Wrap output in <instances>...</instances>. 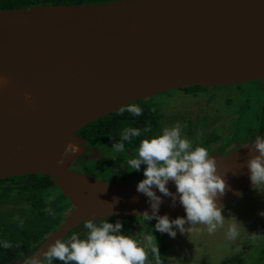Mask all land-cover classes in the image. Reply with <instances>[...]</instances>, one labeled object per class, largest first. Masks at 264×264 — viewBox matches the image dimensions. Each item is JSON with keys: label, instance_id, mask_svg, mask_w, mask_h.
Returning a JSON list of instances; mask_svg holds the SVG:
<instances>
[{"label": "water", "instance_id": "1", "mask_svg": "<svg viewBox=\"0 0 264 264\" xmlns=\"http://www.w3.org/2000/svg\"><path fill=\"white\" fill-rule=\"evenodd\" d=\"M0 77L7 81L0 88V179L49 175L72 203L31 258L91 218L151 215L137 184L72 169L80 157L90 160L96 152L77 130L161 92L264 79V0H115L0 9ZM249 144L210 153L226 180L223 206L254 186ZM73 145L79 150L71 151ZM168 187L176 192L174 182ZM164 214L186 215L171 197L163 198L159 215Z\"/></svg>", "mask_w": 264, "mask_h": 264}, {"label": "clouds", "instance_id": "2", "mask_svg": "<svg viewBox=\"0 0 264 264\" xmlns=\"http://www.w3.org/2000/svg\"><path fill=\"white\" fill-rule=\"evenodd\" d=\"M6 84V79L0 77V88ZM25 99L30 101L31 96L26 95ZM126 111L134 116L143 113L142 108L135 103H129ZM148 131L147 128L143 129V133ZM141 135L139 128H125L120 141L113 147L123 152L125 142H131ZM249 146L247 168L250 180L254 186L262 185L264 136L257 135ZM78 150V145L71 148L73 152ZM142 165L144 178L138 182L137 192L148 198L152 212L151 215L147 212L144 214L157 221L155 231L175 238L177 231L185 234L186 225H206L209 233L223 226L224 207L220 198L226 193V180L219 171L216 158L209 154L208 149L194 146L192 141L182 135L181 124L165 127L161 133L140 141L137 154L128 160V167L132 171H140ZM170 181L176 186L175 193L168 187ZM157 190L162 195H157ZM164 197H171L173 206L178 200L186 215L175 219H171L168 214L159 215ZM115 199L118 202V198ZM46 211L54 214L51 209ZM260 215L264 216V211ZM20 226H23V221ZM84 228L86 233H73L67 239H57L49 244L43 255L26 259L24 264H54L55 261L61 264H161L159 247L154 245L152 236L147 235L140 241L126 235L119 220L115 223L107 220L96 223L95 218H91L84 222ZM237 235L238 225L233 222L228 228V236L234 239ZM2 246L9 248L12 245L4 241Z\"/></svg>", "mask_w": 264, "mask_h": 264}, {"label": "rangeland", "instance_id": "3", "mask_svg": "<svg viewBox=\"0 0 264 264\" xmlns=\"http://www.w3.org/2000/svg\"><path fill=\"white\" fill-rule=\"evenodd\" d=\"M216 87L208 89V92L205 93L206 97L199 95L192 96V98L188 96L185 99L184 92L177 89L152 96L150 100L153 106H161L163 113L157 119L159 133L165 127L179 123L182 126V135L192 141L194 146L206 147L209 154L212 149L222 143L225 144L221 148L228 143L238 145L239 142L244 143L256 134L258 135L264 129V79L259 82L242 83L239 86L240 89ZM227 97L231 98V102L226 101ZM223 109H225V113L221 117L219 110L223 112ZM233 111L235 112L233 113ZM202 120H204V125ZM195 122H197L196 126ZM215 130L216 132L211 138L210 135ZM197 131L203 137H200ZM108 150L110 149L108 148ZM110 151L117 162H124L125 160L128 167L127 157L118 158L119 154L116 153L117 150L114 147ZM87 166H92L94 174L86 170ZM96 168L100 170V175L96 174ZM99 168V164L86 163L83 160L75 162L72 166L75 171L97 178H106L108 170ZM128 170L132 172L129 167ZM140 171L143 173V169ZM143 178L136 176L132 178L131 182L138 183ZM50 196L52 195L50 194ZM223 207L224 224L222 227L218 226L214 233H209L207 226L203 224L186 225L185 234L177 231L175 238H171L167 233H162L167 245L164 256L165 264H223L224 260L234 257L242 251L245 253L235 264H260L262 261L264 263V216L260 215V212L264 211V184L253 186L236 201ZM29 210H32V207L24 199L17 200L15 205L2 204L0 207V233L17 234L20 230L23 232L26 229L34 230L37 227L36 220L35 216L28 214ZM21 221H23L22 227L20 226ZM62 221L58 223L54 216L50 222L53 226L48 227V229L56 231L63 223ZM233 222L238 225V235L231 239L228 236V228ZM151 223L155 225L156 221ZM41 225L40 223L38 230H40ZM150 227L153 226H139L134 231L133 236L140 241H143L147 235L153 237V231L149 232ZM78 229L86 230L84 223ZM50 234L46 236L45 240ZM22 243L23 245L18 244L14 249L15 253L22 254L24 249L35 247L36 244V242H32L31 234H29V240L27 237H23Z\"/></svg>", "mask_w": 264, "mask_h": 264}, {"label": "trees", "instance_id": "4", "mask_svg": "<svg viewBox=\"0 0 264 264\" xmlns=\"http://www.w3.org/2000/svg\"><path fill=\"white\" fill-rule=\"evenodd\" d=\"M104 1H112V0H0V9H17L19 7L29 8L32 5H41V4H52V3H96V2H104ZM263 80V79H262ZM261 80H257L254 82H259ZM240 84L236 85H224L221 86L226 89H240ZM217 86V85H216ZM214 86V87H216ZM220 86L216 87L219 88ZM210 85H202L195 83L190 86L180 87L177 90L184 92V97L187 99L188 96L196 97V96H205V93L208 92V89H211ZM215 88V89H216ZM193 98V97H192ZM139 101V100H138ZM226 101L231 102V98L227 97ZM143 110L142 115L134 116L128 111H126V107L123 109H119L116 112L108 115L107 118L103 121L97 120L95 122L103 123L102 126L111 123L110 127H114L120 129L121 133L125 128H139L142 131V135L138 138H133L131 142H125V146L133 145L135 141H141L145 138H150L153 134L156 133V121H155V113H159L160 109H155L151 100H147L143 103L137 104ZM221 117H223V113H225V109L219 110ZM231 114V113H230ZM113 119H117L118 123L113 122ZM205 120V119H204ZM202 120V124L204 122ZM194 125V124H193ZM197 122H195V126ZM204 125V124H203ZM101 130L104 127L99 126ZM149 129L148 133H143V129ZM218 129V127H216ZM111 130V128H108ZM213 131L210 135L212 138L214 133ZM107 133V131L105 132ZM200 137H203L201 133H199ZM120 138V137H119ZM113 145L115 142H112ZM80 160L85 161L86 163H91L93 161H87L83 158ZM86 170L91 173V167L87 166ZM50 194L52 196H50ZM24 199L26 203H28L32 210H29V215L35 216L37 227L29 231L26 229L24 232L20 230L19 233L22 234H10V233H0V264H11V262H15L19 258H25L30 256L38 246H40L46 238L47 234H50L52 230H49L48 227L53 226L50 222L53 220L54 216L57 219L58 223H61L62 219L66 217L68 211L72 208V203L66 198V196L61 192L60 188L54 183L53 179L49 175L44 174H26L19 176H11L8 178L0 179V207L2 204L4 205H15L17 200ZM51 209L54 214H49L46 210ZM107 220L108 222L115 223L116 220H119L124 228V233L126 235L133 236L134 231L139 227H147V225H152L153 227L149 229V232L153 231L154 235L152 237L153 243L155 246L159 247L160 251V262L161 264H165L164 256L166 255L167 245L164 242V237L162 233L155 231L154 224L152 221H156L155 219L151 220L150 217L147 216H123L116 215L110 216L100 219H95L96 223H100L101 221ZM157 222V221H156ZM40 223L42 224L40 230H38ZM84 223V222H83ZM82 223V224H83ZM81 224V225H82ZM79 227V226H78ZM76 227L72 233H70L64 239L69 238L73 233L84 234L87 230H80ZM53 232V231H52ZM29 234H31L32 242H36L35 247L26 248L22 252V254H17L14 252V249L18 244H22L23 237H27L29 240ZM4 241L9 242L12 246L9 248H5L2 246ZM245 252L242 251L238 255L234 257L228 258L223 261V264H235L238 259H240ZM254 254V253H253ZM54 264H61L59 261H55ZM260 264H264L263 261Z\"/></svg>", "mask_w": 264, "mask_h": 264}, {"label": "flooded vegetation", "instance_id": "5", "mask_svg": "<svg viewBox=\"0 0 264 264\" xmlns=\"http://www.w3.org/2000/svg\"><path fill=\"white\" fill-rule=\"evenodd\" d=\"M155 95H157V94H155ZM151 98H152V96L148 97V98H145V99H139V101L137 100L134 103L135 104L143 103V102H145L147 100H150ZM160 108H161V106L155 107V109H160ZM161 110H162V108H161ZM234 112L235 111H233V113ZM111 114L112 113H110L108 115H111ZM162 114H163L162 111H160L158 114L155 113L154 117H155L156 123H157L158 117L162 116ZM108 115L100 117L98 119L103 121V120H105L107 118ZM97 120H94V121L86 124L82 128H80L79 130H77L78 135H80L81 137L86 139V143L85 144L87 146H89L90 148L96 150V152L94 153V157L95 158L87 160V161H93L91 163L99 164L100 168H105L104 170H108L107 177L106 178H102V177L99 178L101 180L111 181V182H114V183L125 184V185L138 184V183H132L131 182L132 178H134L136 176L143 177V173L141 171L129 172L128 167H127V165L125 163V160H124V162H122V161L117 162L115 160V158H114V155H112L111 151H110L113 148V143L112 142L117 143V142L120 141V138H119L121 136L120 129H118V128L114 129V127H110L111 123H108L107 125L102 126L103 123L95 122ZM113 122L118 123V120L117 119H113ZM99 126L104 127V129L101 130L99 128ZM108 128H111V130H109ZM106 131H107V133H105ZM158 133H159V126H158V123H157V125H156V133L153 134L152 136H154V135H156ZM258 135L264 136V129ZM256 136H257V134L255 136H253V138H250L248 141H246L244 143L239 142L238 145L237 144L228 143L226 146L221 148V146L223 144H225V143H222L220 145H217L216 148L212 149L210 152L213 153V152H216V151H220V152H222V154H227L229 152H232V151L238 149L243 144L253 142ZM227 142H228V140H227ZM139 143H140L139 141H135V143L133 145L125 146V151H123V152L116 151V153L119 154L117 157L120 158V159L124 158V157H127V161L130 158H133L138 152ZM107 147L110 150H108ZM80 158H83V157H80ZM80 158L76 162H79ZM84 160H86V159H84ZM74 163H73V165H74ZM90 167H91V174H94L93 170H92V166H90ZM143 167L144 166L142 165L141 170L143 169ZM99 171L100 170L97 169L96 174L100 175ZM28 258H29V256L25 257V258H23L21 260L25 261ZM18 260H20V259H18ZM11 264H14V263H11Z\"/></svg>", "mask_w": 264, "mask_h": 264}, {"label": "bare ground", "instance_id": "6", "mask_svg": "<svg viewBox=\"0 0 264 264\" xmlns=\"http://www.w3.org/2000/svg\"><path fill=\"white\" fill-rule=\"evenodd\" d=\"M245 195V194H244Z\"/></svg>", "mask_w": 264, "mask_h": 264}]
</instances>
